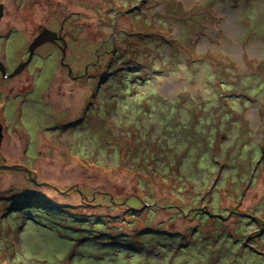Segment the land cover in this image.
<instances>
[{
	"label": "rangeland",
	"instance_id": "obj_1",
	"mask_svg": "<svg viewBox=\"0 0 264 264\" xmlns=\"http://www.w3.org/2000/svg\"><path fill=\"white\" fill-rule=\"evenodd\" d=\"M0 3V165L36 174L0 169V264H256L234 254L249 233L264 249V0ZM46 17L102 84L69 88L53 47L10 76ZM31 76L49 97L13 94ZM74 87L83 125L44 132L77 114Z\"/></svg>",
	"mask_w": 264,
	"mask_h": 264
},
{
	"label": "flooded vegetation",
	"instance_id": "obj_2",
	"mask_svg": "<svg viewBox=\"0 0 264 264\" xmlns=\"http://www.w3.org/2000/svg\"><path fill=\"white\" fill-rule=\"evenodd\" d=\"M122 9H120L119 11L116 10V18L118 17H129L131 18V14L128 12L129 10L127 8H124V7H121ZM4 10V8H3ZM55 11V8H52V11ZM128 10V11H127ZM56 12V11H55ZM50 17H52V19H55V16H54V13L51 12L50 13ZM47 20V17L46 18H39L38 20V25H37V31L36 33L33 35V38L35 36H37L40 31L43 29V28H48L54 32H56V35L57 37L52 40V41H46L44 42L43 44H41L40 46L36 47L33 52L30 54L29 52H27V57L25 58V60L23 61L24 62V66L22 68V73L23 71H25V69H29L30 68V65L32 64L31 62L33 60H35V56L37 55V57H41V58H44V59H48L51 54L50 52L46 51L44 52L43 54H38V51H40V48H56L55 50L57 51L60 50L61 52V58H60V65H61V68H63L67 74L66 76V79H69V82H68V86L70 88V86L73 84V85H81L83 86V84L85 83L86 80H88L90 78V82L94 81L95 85L96 86L98 83H101L102 84V64L99 65L98 69L95 70L97 71L96 73H93L94 71H88V66L87 65H83V67L79 66L78 65V70L80 69H83V72L81 75L79 74H76V73H73V70L72 68L70 67V65L66 62H64V59L66 57V47H67V37H68V34L67 32L63 29V25L62 23L60 24V26L58 28H51L49 27V21L46 22ZM7 29L4 33V36L7 34ZM1 38H3V34H0V42H2ZM32 38V40H33ZM64 40V41H63ZM62 49H64V52L62 51ZM117 50V49H114L112 51V54L113 52ZM37 52V54H36ZM4 62L5 59L4 57H2ZM118 58H121V57H118ZM30 74H32L33 72V69L31 68L30 70ZM39 71L42 73V69L39 68ZM36 72H34L35 74ZM93 74H94V77H93ZM29 81V85L32 86V87H27V86H24V87H20L19 90L17 91H14L13 94H17L19 98H25L27 97V95L30 94V96L33 94V93H37L40 95V97L42 98L44 95L48 96L49 93L46 92L45 94H41L42 93V89L41 91H35L34 88H35V77L31 76L30 78L28 77ZM6 80H9V78H7V76L5 78H3L1 75H0V96H4V94L8 92V88L6 86ZM56 84V82H55ZM53 85L51 86V89L55 90L56 91V85ZM62 84V83H61ZM90 84V83H89ZM93 84V83H92ZM90 86H92L90 84ZM93 86V87H94ZM7 89V91H6ZM77 88H73V89H70V93H74L76 92ZM6 91V92H5ZM102 90H100L99 92H101ZM57 92V91H56ZM76 96L78 97V100L77 102H79L78 104V111H77V114L75 116H69L67 119L65 120H62V121H58L56 123H52L50 125H43V128H44V132H50V133H63L65 132L68 128H73V127H78V126H82L83 123H84V120L85 118L87 117L88 115V108H87V101H81L80 100V97L78 96V90L77 92L75 93ZM49 97V96H48ZM76 108V109H77ZM45 143L46 141L43 140ZM16 171H22L24 173L27 174L28 178H31L32 177V174L31 176L28 175L27 171H25L23 168H18L16 169ZM34 175V174H33ZM35 177V176H34ZM20 197V196H19ZM5 199V197H4ZM3 199V200H4ZM8 200V199H6ZM238 206V204H237ZM234 213V212H233ZM208 216L212 217L213 218V215L214 214H211L209 212H207ZM261 227H264V221L262 220L261 223H260V228ZM256 232H259V231H256ZM231 237V235H230ZM241 240L237 241V251H235V257H236V262H238V260H240L244 255H246L247 253L251 254V255H254V256H257L259 257V261L256 262V264H264V249L262 248H258L257 245L259 244L257 242V239L255 238V236H252L251 233H249L248 235H246V237L240 242ZM235 244V241L232 242V245ZM235 246V245H234ZM248 251V252H246ZM213 260H218V258H213ZM248 262H245L244 264H247Z\"/></svg>",
	"mask_w": 264,
	"mask_h": 264
},
{
	"label": "water",
	"instance_id": "obj_3",
	"mask_svg": "<svg viewBox=\"0 0 264 264\" xmlns=\"http://www.w3.org/2000/svg\"><path fill=\"white\" fill-rule=\"evenodd\" d=\"M3 8H4V5L2 3H0V19L3 16ZM56 37H57L56 32H54L48 28H43L40 31V33L37 36H35L33 38V40L30 42V44L28 46L29 47L28 48L29 53L31 54L36 47L40 46L41 44H43L46 41H52ZM62 51L64 52V49H62ZM23 66H24V62H22L19 65V67L16 68L13 71V73H11L10 76L13 77V76L17 75L22 70ZM3 69H4V62H3L2 58L0 57V71H2L0 74L5 77V73H4ZM2 137H3V127H2V124L0 122V146H1ZM19 167L20 166H18V165H5V164L0 165V169H3V170H5V169L16 170ZM28 173L30 174V171ZM30 180L35 181V178H30Z\"/></svg>",
	"mask_w": 264,
	"mask_h": 264
},
{
	"label": "trees",
	"instance_id": "obj_4",
	"mask_svg": "<svg viewBox=\"0 0 264 264\" xmlns=\"http://www.w3.org/2000/svg\"><path fill=\"white\" fill-rule=\"evenodd\" d=\"M127 46L128 44L125 42V40H122L120 43L114 44V48L118 49L119 51H122L123 49L128 48Z\"/></svg>",
	"mask_w": 264,
	"mask_h": 264
}]
</instances>
